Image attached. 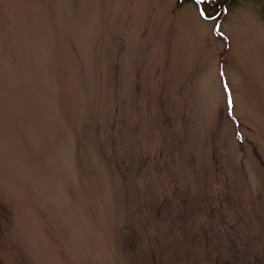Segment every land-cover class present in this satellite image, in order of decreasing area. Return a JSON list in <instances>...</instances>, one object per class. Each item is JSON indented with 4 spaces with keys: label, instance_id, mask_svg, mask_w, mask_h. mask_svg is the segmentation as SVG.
I'll return each mask as SVG.
<instances>
[{
    "label": "rangeland",
    "instance_id": "obj_1",
    "mask_svg": "<svg viewBox=\"0 0 264 264\" xmlns=\"http://www.w3.org/2000/svg\"><path fill=\"white\" fill-rule=\"evenodd\" d=\"M0 264H264V1L0 0Z\"/></svg>",
    "mask_w": 264,
    "mask_h": 264
},
{
    "label": "trees",
    "instance_id": "obj_2",
    "mask_svg": "<svg viewBox=\"0 0 264 264\" xmlns=\"http://www.w3.org/2000/svg\"><path fill=\"white\" fill-rule=\"evenodd\" d=\"M183 2H193L199 7L200 3H207V0H177V7H180Z\"/></svg>",
    "mask_w": 264,
    "mask_h": 264
}]
</instances>
